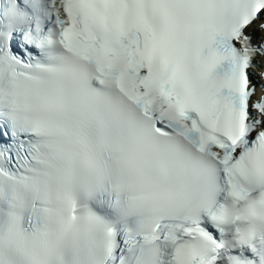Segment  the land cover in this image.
I'll return each mask as SVG.
<instances>
[{
    "label": "snow or ice",
    "instance_id": "6c2138e0",
    "mask_svg": "<svg viewBox=\"0 0 264 264\" xmlns=\"http://www.w3.org/2000/svg\"><path fill=\"white\" fill-rule=\"evenodd\" d=\"M0 264H264V0H0Z\"/></svg>",
    "mask_w": 264,
    "mask_h": 264
}]
</instances>
